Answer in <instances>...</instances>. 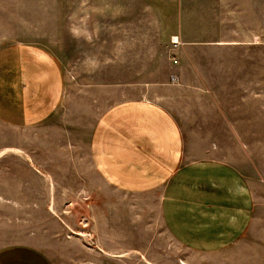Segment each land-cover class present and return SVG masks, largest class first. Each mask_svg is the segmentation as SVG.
I'll list each match as a JSON object with an SVG mask.
<instances>
[{
  "label": "rangeland",
  "instance_id": "1",
  "mask_svg": "<svg viewBox=\"0 0 264 264\" xmlns=\"http://www.w3.org/2000/svg\"><path fill=\"white\" fill-rule=\"evenodd\" d=\"M242 1L251 7L241 6ZM242 1L0 0V70L10 62L13 46L34 44L59 59L65 77L58 111L25 126L6 103V77L0 72V155L5 152L0 156V246L21 240L29 231L39 232L38 222L43 225L51 217L63 226V236L78 247L101 246L93 228L102 229L103 218L97 212L104 209L90 205L108 199L135 200L107 191L97 175L92 177L95 190L86 189V180L76 177L75 182L71 177L78 163L72 152L85 151L96 112L86 89L102 85L114 91L112 100L124 95L157 100L149 87L173 84V99L168 104L163 101L182 127L187 114L184 92L189 87L195 90L194 113H200L208 126L192 130L209 140L208 152L228 158L248 180L255 216L263 218L256 231L264 230V31L257 22L262 9L253 6L254 0ZM233 2L240 6L232 7ZM198 40L207 45L196 46L193 53L184 48ZM231 40L255 44L237 48L217 43ZM236 87L239 119L252 118L256 126L215 128L210 121L230 120ZM231 135L239 136L238 141L248 137L253 143H232ZM58 152L69 156L58 159ZM141 198L147 207L140 238L134 239L130 220L125 234L121 229L125 224L115 223L116 233L120 229L123 234L115 244L124 251L121 256L112 252L106 257L111 264H180L181 247L161 225L158 232L157 225H151L156 210L149 207L150 194ZM256 235L251 246L264 251V235ZM107 244L113 243L107 240Z\"/></svg>",
  "mask_w": 264,
  "mask_h": 264
},
{
  "label": "crops",
  "instance_id": "2",
  "mask_svg": "<svg viewBox=\"0 0 264 264\" xmlns=\"http://www.w3.org/2000/svg\"><path fill=\"white\" fill-rule=\"evenodd\" d=\"M239 6L237 2L232 4V7ZM241 6L250 8L251 4L242 1ZM253 6L262 9V19L257 22L264 31V0H254ZM251 28L246 30L256 31ZM217 43L237 48L255 44L253 40ZM205 45L204 40L190 41L184 48L193 53V48ZM11 49L10 62L0 70L6 77V103L18 114L17 121L22 125L42 122L63 104L62 64L54 54L34 44H17ZM175 88L171 83L150 86L158 101L125 95L112 100L114 91L104 85L86 89L96 112L85 151L72 152L73 160L78 163L71 169V177L75 182L76 177L86 180V189L95 190L92 177L97 175L98 183L100 181L107 191L122 197L133 196L135 200L108 199L101 200L99 205H90L92 209H104L97 212L103 218L102 229L93 228L101 246L78 247L75 241L63 236V226L51 217L49 221H42L43 225L38 222L39 232L29 231L21 240L0 246V264H111L106 256H111L112 252L121 256L124 248H120V244L116 246L115 241L123 238L122 232L129 227L128 220L135 226L134 239L140 238L143 209L147 207L141 197L145 194H150L149 207L156 210L153 214L156 221L151 225H157L156 232L161 225L184 252L180 264H264V251L251 246L256 233L262 238L264 230L256 231L263 218L255 216L250 183L228 158L207 151L209 140L204 134L195 135L192 128H204L208 123L200 113H194L192 92L195 90L191 87L184 92L187 98L184 130L166 105V101L168 104L173 99ZM76 91L79 92L78 88ZM208 94L211 96L214 92ZM245 95L248 96V92ZM231 96L236 100L230 120L209 123L215 128L253 129L254 119H239L237 87ZM231 138L232 143L252 142L248 137L245 141L241 137L238 141L237 135ZM55 154L58 159L69 156ZM49 207L53 208V204ZM115 223L125 224L122 232L119 229L116 233ZM107 240L113 244H107Z\"/></svg>",
  "mask_w": 264,
  "mask_h": 264
}]
</instances>
